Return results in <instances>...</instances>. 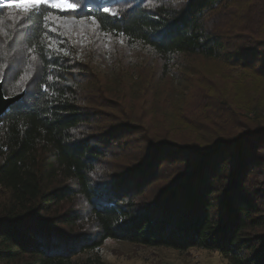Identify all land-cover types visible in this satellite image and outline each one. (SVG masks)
I'll list each match as a JSON object with an SVG mask.
<instances>
[{
    "label": "trees",
    "instance_id": "1",
    "mask_svg": "<svg viewBox=\"0 0 264 264\" xmlns=\"http://www.w3.org/2000/svg\"><path fill=\"white\" fill-rule=\"evenodd\" d=\"M178 1L83 0L81 14L65 16L90 9L99 32L164 60L221 65L238 74L235 87L243 79L262 86L261 99L236 107L211 99L220 116L232 117L229 133L171 121L170 98L154 94L142 98L136 122L120 111L104 119L115 108L80 105L81 65L50 56L43 15L29 17L22 45L36 46L39 71L0 116V264H104L98 251L108 240L264 264V0ZM220 15L228 18L222 28L213 22ZM18 63L11 67L22 70ZM157 111L168 123L159 132ZM124 150L120 161L114 154Z\"/></svg>",
    "mask_w": 264,
    "mask_h": 264
},
{
    "label": "rangeland",
    "instance_id": "2",
    "mask_svg": "<svg viewBox=\"0 0 264 264\" xmlns=\"http://www.w3.org/2000/svg\"><path fill=\"white\" fill-rule=\"evenodd\" d=\"M20 2L28 4L31 0ZM82 5L83 0H80L81 7L76 13L81 14ZM106 8L113 12L111 7ZM65 14L61 13L63 16ZM226 18L225 15L216 16L213 22L222 28ZM28 19L29 17L24 18V14L16 10L0 7V20H3V32H0V62L4 63L0 73L4 71L5 63L7 65L11 62L3 84V90L9 97L21 93L24 89L29 90L39 71L38 60L33 62L30 53L22 45L23 35L29 26ZM43 30L44 37H50L52 42L69 53L65 56L47 50L50 56L62 58L69 64L77 62L81 65L82 75L79 76L80 86L77 88L80 105L85 107L104 103L115 108L105 110L109 114L104 115V119L113 120L111 117L119 119L116 113L120 111L136 122L144 117L140 104L142 98L154 94L160 100L164 97L170 98L168 110L174 115L170 118L171 121H183L189 125L201 123L206 129L215 128L229 133L234 124L232 117L229 121L225 119V115L220 116L218 114L220 110L215 104L212 105L211 99L225 98L226 105L230 107L261 99L255 91L256 89L261 91L262 86L258 85L259 88H255L246 85L247 81L243 79L241 87L240 84L235 87L236 84L232 83L238 81V74L227 72L221 65L196 56L161 59L144 46L130 43L122 37L99 32L91 20H85L83 25L72 24L67 34L64 28L60 29V34L46 31L43 21ZM121 40L123 44L120 43ZM45 44L47 46L49 44L47 39ZM16 60L19 61V65H23L22 70L11 67ZM26 73L30 78L21 82V77ZM151 88L153 91H150ZM162 113L163 111L155 113L157 127H154L157 132L168 126L167 117ZM206 114H215L213 115L215 119L204 123L202 119ZM248 117H252V114H248ZM178 135L180 138H189L191 134L188 131H181ZM115 149L119 151V148ZM114 155L118 156L120 161L128 157L125 150ZM154 188L156 186L150 188L148 195L152 194ZM98 254L104 264H226L215 252L191 249L180 253L111 240L103 243ZM80 256L85 258L87 255L83 253Z\"/></svg>",
    "mask_w": 264,
    "mask_h": 264
},
{
    "label": "snow or ice",
    "instance_id": "3",
    "mask_svg": "<svg viewBox=\"0 0 264 264\" xmlns=\"http://www.w3.org/2000/svg\"><path fill=\"white\" fill-rule=\"evenodd\" d=\"M0 7L5 9H13L20 13L24 14V18H28L33 14L40 13L43 15L44 28L48 32H55L60 34V29L64 28L67 34L72 24L83 25L85 19H90L97 28L101 26V21L98 16L91 13V10H88L87 16L75 17V16H63L61 13H76L80 9V0H31L30 3L24 4L20 0H0ZM105 12H110L109 9L105 8ZM111 15H117L118 13L111 12ZM3 20H0V32H3ZM123 36V33L120 34ZM45 39L49 41L48 47L49 50L55 51L56 53H62L65 56H68L69 53L66 49L60 48L54 42L51 41L50 37L45 36ZM110 39V37H109ZM123 44V40L120 41ZM107 47V45H105ZM28 52L31 55V60L35 62L37 56L35 55L36 46L30 45L28 47ZM2 68V65H0ZM30 78V75L26 73L21 77V82H25ZM49 81L52 80V77H48ZM47 91V89H45ZM7 98V97H6Z\"/></svg>",
    "mask_w": 264,
    "mask_h": 264
},
{
    "label": "water",
    "instance_id": "4",
    "mask_svg": "<svg viewBox=\"0 0 264 264\" xmlns=\"http://www.w3.org/2000/svg\"><path fill=\"white\" fill-rule=\"evenodd\" d=\"M25 95V91H22L21 93L7 97L4 95L3 92V81H0V116L3 115L8 108H10L12 105L18 103Z\"/></svg>",
    "mask_w": 264,
    "mask_h": 264
}]
</instances>
